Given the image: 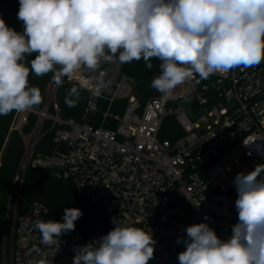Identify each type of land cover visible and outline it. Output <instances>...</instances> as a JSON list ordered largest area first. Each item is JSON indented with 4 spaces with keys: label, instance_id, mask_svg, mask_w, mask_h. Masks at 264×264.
I'll return each mask as SVG.
<instances>
[{
    "label": "built area",
    "instance_id": "obj_1",
    "mask_svg": "<svg viewBox=\"0 0 264 264\" xmlns=\"http://www.w3.org/2000/svg\"><path fill=\"white\" fill-rule=\"evenodd\" d=\"M124 66L118 59L102 65L107 86L100 96L94 94L98 73L81 69L66 77L87 94L80 121L60 116L53 79L40 111L15 112L12 129L29 139L19 171L39 168L70 182L112 229L115 220L151 233L155 245L148 264H179L188 226L207 223L226 240L238 222L236 187L234 181L229 190L220 187L226 169L219 157L239 148L246 158L264 165V61L215 73L209 80L196 75L182 83L180 92L161 93L145 103L132 94ZM185 98L205 114L190 118L180 105ZM31 114L37 115V122L24 136ZM171 115L181 134L166 139L164 122ZM45 120L52 123L53 142L59 146L49 155L34 153ZM37 220L63 222L42 203L23 204L20 210L17 203L8 264H73L76 250L91 242L75 229L61 234L58 245L45 246L34 228Z\"/></svg>",
    "mask_w": 264,
    "mask_h": 264
},
{
    "label": "clouds",
    "instance_id": "obj_2",
    "mask_svg": "<svg viewBox=\"0 0 264 264\" xmlns=\"http://www.w3.org/2000/svg\"><path fill=\"white\" fill-rule=\"evenodd\" d=\"M19 5L23 33L0 19V116L43 102L40 89L29 86L30 71L36 76L52 72L54 83L62 86L65 77L87 69L98 73L94 94L100 96L107 86L102 65L142 59L151 70L154 58L160 74L151 87L171 95L196 75L206 80L264 61V0H19ZM34 53L26 66L25 58ZM79 99L73 86L65 104L75 107ZM262 173L264 165H258L234 180L238 222L232 235L221 240L207 223L188 226L179 264H264ZM81 216L80 209L65 208L63 222L37 220L34 228L41 243L51 247L61 234L75 230ZM113 223L107 235L76 250L73 264H148L155 245L151 233Z\"/></svg>",
    "mask_w": 264,
    "mask_h": 264
},
{
    "label": "trees",
    "instance_id": "obj_3",
    "mask_svg": "<svg viewBox=\"0 0 264 264\" xmlns=\"http://www.w3.org/2000/svg\"><path fill=\"white\" fill-rule=\"evenodd\" d=\"M19 7V0H0V19H3L7 26L13 28L18 33H23V22L17 17ZM35 55L34 53L32 56L25 58L24 63L26 66L30 67V62ZM151 62L153 64L151 70L146 67L142 59L140 61L134 60L131 63H125L124 66V72L128 75L131 82L132 94L141 103L154 98L157 92L156 89L151 87V81L155 76L160 74V62L154 58ZM53 76L54 73L52 72L43 76H36L30 71L28 77L29 86L38 87L43 99L40 105L32 108L33 110L40 111L43 108L48 87ZM209 79L207 78L206 80ZM73 86L80 90V99L75 107L70 108L65 104V97L68 90ZM56 101L62 118L80 121L86 106L87 94L78 86L66 81L65 77L62 86H58L57 88ZM14 115L15 111L7 116H0V264H8V254H6V251L3 253V249L4 239L6 241L5 232L7 234L6 225L10 224L13 218V213H9L10 197L17 183L16 179L20 172L19 168L25 150L24 138L18 131L11 128ZM37 118L35 114L30 115L28 124L22 130L24 136L29 135L34 130ZM180 134L181 130L178 135ZM53 136L54 129L52 128V123L50 121L43 122L34 153L49 155L57 150L59 146L53 142ZM169 136L163 131V138H175ZM71 188L70 182L54 178L47 170L28 167L22 178V186L19 188V210L23 204L39 202L44 204L53 216L62 219L65 208H77L73 202ZM81 222L82 216L75 221V229L84 234ZM9 228L10 239L11 226Z\"/></svg>",
    "mask_w": 264,
    "mask_h": 264
},
{
    "label": "rangeland",
    "instance_id": "obj_4",
    "mask_svg": "<svg viewBox=\"0 0 264 264\" xmlns=\"http://www.w3.org/2000/svg\"><path fill=\"white\" fill-rule=\"evenodd\" d=\"M181 89H182V84L177 86L173 90L172 93H178V92H180ZM160 94L161 93L157 91L156 95L154 97H157ZM180 105L186 111V113L190 116V118H192L193 120H195L198 117L203 116L205 114V110L204 109H197L193 105V103L191 102V100L189 98H185V99L180 100ZM53 113L54 112L50 109L49 115H53ZM13 120H14V118H13ZM13 120H12V123H13ZM45 121H48V120H45ZM179 131H180V128L175 123V116L174 115L168 116L164 122V132H166V134L170 135L169 137L173 138L179 133ZM24 141L26 144L27 142H29V139H26ZM218 162L221 164L222 167H224L226 169V178L224 180H221V182H220V187L223 189H226V190L231 189V187H232L231 182L235 180L237 174H239V173L247 174V173L253 171L259 165L258 163H255L252 160L246 158L239 148H235L233 150H230L228 152L223 153L219 157ZM24 171L25 170L20 171L19 175L17 177L16 186H15V188L11 194V197H10V211H9V213H14L15 207L18 203L19 182L25 174ZM262 177H264V173H262L261 177H258V179H261ZM6 226H7V234L5 232L6 241L4 239L3 253H5V251H6V254H9V229H10L9 227L11 226V223L6 225Z\"/></svg>",
    "mask_w": 264,
    "mask_h": 264
},
{
    "label": "water",
    "instance_id": "obj_5",
    "mask_svg": "<svg viewBox=\"0 0 264 264\" xmlns=\"http://www.w3.org/2000/svg\"><path fill=\"white\" fill-rule=\"evenodd\" d=\"M71 191L74 204L82 211L81 226L86 238L92 242L107 235L112 230L111 225L89 203L82 201L73 187Z\"/></svg>",
    "mask_w": 264,
    "mask_h": 264
}]
</instances>
